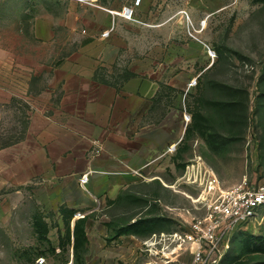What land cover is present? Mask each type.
I'll list each match as a JSON object with an SVG mask.
<instances>
[{"label": "rangeland", "instance_id": "1", "mask_svg": "<svg viewBox=\"0 0 264 264\" xmlns=\"http://www.w3.org/2000/svg\"><path fill=\"white\" fill-rule=\"evenodd\" d=\"M80 1L75 31L55 25L38 47L48 52V69L38 74L27 70L36 45L31 19L46 11L65 18L67 8L37 0L0 9V264H80L73 240L80 220L83 264H194L179 238L190 230L185 220L206 213L205 185L185 182L187 167L212 169L225 189L264 187V0H117L110 22L92 33L88 20L102 10L90 5L108 0ZM64 65H80L82 76L97 71L96 82L119 95L136 84L145 100L112 128L118 138L123 129L144 131L152 144L145 164L152 162L134 170L143 181L116 199L91 194L90 179L80 184L84 174L55 186L51 167H30V118L66 113L64 91L50 87ZM127 72L137 76L125 81ZM102 133L89 130L88 160L103 152ZM257 213L229 238L222 264H264V206Z\"/></svg>", "mask_w": 264, "mask_h": 264}, {"label": "crops", "instance_id": "2", "mask_svg": "<svg viewBox=\"0 0 264 264\" xmlns=\"http://www.w3.org/2000/svg\"><path fill=\"white\" fill-rule=\"evenodd\" d=\"M33 1L37 0H0V9H16L17 3L20 2L26 3L22 8H27V4ZM66 1L62 0L61 6L58 7L59 10L67 8L65 18L46 11V15L40 14L31 19L35 33L33 41L36 45L30 50L32 61L27 68L28 72L38 74L48 69V52L38 47L48 44L53 38L55 25L64 24L68 29L75 31V22L79 18L76 14L81 1ZM90 6L102 10L96 20H88L91 33L96 31L95 27L109 23L110 15H114L111 9L119 7L117 0ZM69 19L73 22L68 24ZM50 81L51 88H62L64 91L60 104L66 113L57 112L51 116L41 113L30 118L26 137H35L28 143V149L31 147L32 153L30 167L34 170L42 166L49 170L51 167L54 179L51 183L55 186L68 183L78 174L88 173L90 184L94 187L90 189V193L104 194L112 199H116L120 191H128L130 186L143 181L140 176L134 175L138 174L134 170L151 164L152 161L145 164L146 154L149 152L146 149L152 147L151 141H146L143 137L144 131L128 134L124 129L120 131L122 136L118 138L113 135L112 128L114 125L117 127L121 120L127 119V115L124 116L126 118H121L123 114L130 116L144 106L145 100L139 95L137 85L126 84L119 95L115 89L94 81V70H90L88 76H82L80 65L56 68ZM92 129L103 131L97 139L103 144L104 150L97 157L88 160V145L95 142V139L88 135ZM94 173L101 175L92 176ZM122 195V202L130 200Z\"/></svg>", "mask_w": 264, "mask_h": 264}, {"label": "built area", "instance_id": "3", "mask_svg": "<svg viewBox=\"0 0 264 264\" xmlns=\"http://www.w3.org/2000/svg\"><path fill=\"white\" fill-rule=\"evenodd\" d=\"M85 1L93 3L98 0ZM123 15L131 18L133 10L124 8ZM182 179L190 185L198 182L205 185L201 200L206 213L201 218L185 220L190 230L179 239L190 245L194 264H222L220 261L229 247V238L258 217V209L264 206V187L257 188L244 182L225 189L215 172L203 168L200 163L187 167ZM88 182L89 174L86 173L80 184L84 186ZM176 237L172 238L176 240Z\"/></svg>", "mask_w": 264, "mask_h": 264}, {"label": "trees", "instance_id": "4", "mask_svg": "<svg viewBox=\"0 0 264 264\" xmlns=\"http://www.w3.org/2000/svg\"><path fill=\"white\" fill-rule=\"evenodd\" d=\"M127 76L125 78V81H128L131 78L136 77L137 75L135 73L132 72H127ZM94 81H97V71L94 74ZM25 136V135H24ZM24 136H22L18 141L14 142V143H19L21 142V140L24 139ZM11 145V144H10ZM84 219V218H83ZM42 226V231L38 232L40 234V237L42 239H46L47 238V234H48V226L47 224L44 222V220L42 219L41 222ZM68 226H69V233H71L70 231V221L68 222ZM86 227L83 223V220L77 221L74 225V230H73V240H74V250H75V255L77 258V261H80V264H83L82 261L80 260L79 257V245L81 243V241H85L87 240V236H86V231H85Z\"/></svg>", "mask_w": 264, "mask_h": 264}]
</instances>
